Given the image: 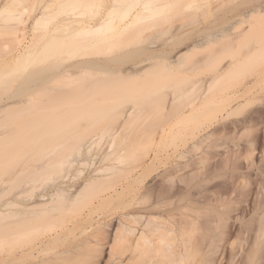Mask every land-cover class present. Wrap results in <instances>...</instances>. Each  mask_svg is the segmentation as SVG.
Wrapping results in <instances>:
<instances>
[{
	"label": "bare ground",
	"instance_id": "1",
	"mask_svg": "<svg viewBox=\"0 0 264 264\" xmlns=\"http://www.w3.org/2000/svg\"><path fill=\"white\" fill-rule=\"evenodd\" d=\"M213 3L0 0V264H99L106 231L88 228L100 206L119 200L130 210L115 219L108 264H264V153L259 168L252 145L228 144L237 123L217 126L252 86L217 88L239 59L190 84L181 76L185 84L166 99L151 153L120 151L93 166L91 152L106 134L112 146L128 124L147 117L136 105L151 99L158 78L179 76L210 44L201 28L188 43L194 29L188 34L183 26L198 15L193 9L206 6L209 13ZM251 8L237 21L246 24L241 31L232 25L218 40L248 38L249 51L264 56V3ZM153 29L170 35L156 37L157 44ZM126 102L132 104L118 112ZM115 116L119 125L110 132L85 138L72 130L78 118L93 127ZM71 169L82 180L63 186ZM76 228L78 238L53 244Z\"/></svg>",
	"mask_w": 264,
	"mask_h": 264
},
{
	"label": "rangeland",
	"instance_id": "2",
	"mask_svg": "<svg viewBox=\"0 0 264 264\" xmlns=\"http://www.w3.org/2000/svg\"><path fill=\"white\" fill-rule=\"evenodd\" d=\"M206 1H208L209 3L219 2L218 4L216 3L218 6L214 3L212 4V6H214L213 10H215L216 12L214 11L215 12L214 13L212 12L213 10H211L209 11V13L208 12L203 13L204 11H208L206 6L193 9L194 12L195 11L199 12V13L197 12L198 15H196L198 16V18H196V16H194L195 18L192 17L193 19L189 18L190 20L187 18L189 22L188 24H186L187 26L186 25L183 26V31H185L186 33L194 29V31H192L191 33L189 32L190 34L188 33L189 34L188 39L192 35H193L192 37L193 39L198 38L197 30H199L200 28L205 29L203 32L207 33L210 40L208 36H206V34L204 35L203 32L201 33H203L202 35L205 38L204 40H206V42L210 44L209 45L206 44L205 45L207 46L206 48L203 47L202 49L196 51L195 55L193 54L194 56L188 59L187 65L190 66L191 62L198 61V59L200 58H203L204 60L196 64L197 67L195 68V71L194 70L190 71V69L188 70L187 69L188 67L185 64L186 66L184 67L188 71H186L185 69V71L182 72L179 76L178 75L169 76V77L166 76L164 78L160 76L157 82L152 86L150 90L151 97H149V99L150 98L151 99L148 101H144L142 103L139 102L136 105L138 106V108L140 109L142 113H145L147 115V117H144V116L138 117L132 123L128 124L125 130L126 132L118 136L115 139L112 146L109 145L110 144L109 135L106 134L105 137H103L102 140H100V143L96 145V147H94V149L91 152L93 154L92 156L94 157L93 166L96 165L98 167H103L107 165V163L110 162L109 157L114 156L115 154H117V152H120V151H126L127 153H137L139 155H144L145 153H151V151L155 147L154 146V139H155L154 130L159 126V123L163 119V116L166 112V99L169 97V94L174 89L185 84V81L182 79L181 76L183 75L189 76L190 78L188 81L189 83L190 81L198 79L203 74H209V73L214 72L215 69H219L220 66L223 65L227 61L239 59L237 61V64L230 69L229 76L227 75L221 82L217 84V88H221V89L228 91V90L235 89L236 87H239L246 82H249L252 86L250 90L247 92L246 96L231 102L229 107L236 108L234 114L231 115L228 119H225L224 121L219 122L217 126L221 127L224 124V122L226 123L230 121L236 122L238 126L237 128L238 131L235 133V135H232V137L228 140V144H230V146H233V147L236 145H240V147L242 148H248L250 147V145H252V148H254V154H253L254 161L257 162V166L259 168L261 167L262 157L264 153V56H263V51L262 49H259L255 51L254 53H251V51L249 50L254 48L252 45V42L245 45V41L248 40V38H242L238 36L237 38L234 39V41L239 39V43L237 42L238 40L234 43L231 40L232 41V45H231V41L230 42L228 41L229 39L225 38L227 39L226 41L224 38H222V40H218V37L221 36L220 32L224 34L225 31L226 32L233 31L235 29V28L233 29V27L235 26H237V29H235V31H237L238 28H239V31H241V29H243L246 26V24L239 26V24H237V21L239 22L240 18L242 17L244 18L246 13L252 9L251 7H255L256 5L263 4L264 0H260V1L257 0V2H255L256 0L255 1L254 0H225V1L224 0H217V1L215 0H203L202 1L201 0V2H206ZM220 1H224L222 2L223 4H220L221 3ZM204 8L205 10L201 12L204 14V16L207 15L209 17L203 18L202 13H200V11L198 10V9H204ZM210 12H211V15H209ZM217 12L219 13L217 14ZM243 13L245 14L243 15ZM206 18H208L209 20H206ZM194 19H197V20H194ZM225 19H226V22H225ZM200 21L202 23H198ZM185 23H187V21ZM195 23L196 24L198 23L197 25L199 27ZM166 24L164 26L165 28H167L168 25H171V24H168L166 26ZM173 24L174 25L172 26L175 28L177 25V21H173ZM200 24H202L203 26ZM211 26L213 27L212 29H211ZM173 27L171 28L169 27L170 28L169 30H171V32L174 29ZM208 27L210 29H208ZM230 27L232 28V30H230ZM186 29L187 30L190 29V30L187 31ZM206 29H208V31ZM176 30L177 29L175 28L173 32H176ZM162 32H156L154 30L153 34H156V36L152 35L153 40H156L155 39L156 37H158L157 39H159L160 38L159 36H162V35L163 36L161 38L166 39V36L170 35L168 33H166L167 35H164V33L162 34ZM30 33H31V30H28V35H27L28 37H30ZM217 34H220V36H218ZM214 35L215 37H213ZM213 38L215 40V42L213 41L214 43L212 42ZM193 39L190 38L188 43L192 42ZM241 40L242 42H240ZM161 41L163 42V40H159V43ZM157 42L158 40H156V43ZM182 47L183 46H181L179 50L184 49V47L183 48ZM201 50H202V53H201ZM216 54H218L219 57L217 55L218 59L214 61L213 57ZM139 56L141 55L134 56V57L132 56L130 58V61L132 58L136 59ZM260 73H262L261 76H260ZM125 104H132V102H126L124 104H121V106L117 108L118 112L122 110ZM211 105L213 107L211 100H209V104H207V106H211ZM200 117H202V114L195 115V117L192 118L190 122L197 121ZM119 121H120L119 116H115L112 120L102 119L99 122H97L93 127H89V124H91L90 121L84 118L82 119L78 118L77 123L72 130L76 132L83 131L82 133L85 134V138H87L89 137V135H92L101 129L109 128V132L116 129L119 125ZM222 142H223V139H220L218 143L222 144ZM126 146H129L128 150H126L125 148ZM109 154H112V155L108 157L105 156ZM85 171H86V168H85ZM250 173H251V177H254V178L256 177L258 179V176L256 175L255 170H251ZM69 176L71 179L66 180L62 184L63 186L68 182L78 183L82 180V176H75V169L70 170ZM224 178H225L224 176H220L219 181L224 182ZM239 180L244 182L245 178H239ZM1 202L2 200H0V203ZM128 210H130V207H125V205L119 200V201H114L111 204H104L100 206L97 209V211L94 213L93 215L94 219H92V224L89 226L88 231L93 232L98 226L102 227V228L101 227L97 228L98 231H101L103 233H104V230L106 231L105 232L106 238L105 240L104 238L102 240V242L104 243L105 241L106 244L101 245V248L103 251L100 256L99 264H108L111 262L108 259L109 249H110L109 245L112 243L113 235L116 231V228L118 227V221H115V219L116 217H118L120 213L127 212ZM104 222L105 223L109 222L110 226L108 227L107 224L104 226ZM79 236H80V229L76 228V229H73L70 233L66 234V237H63L64 238L63 240L54 241L53 244L55 243H58V245H60L61 243L68 244L70 241L74 240L75 238H78ZM233 238L235 241H240V238L238 237V235H234Z\"/></svg>",
	"mask_w": 264,
	"mask_h": 264
}]
</instances>
